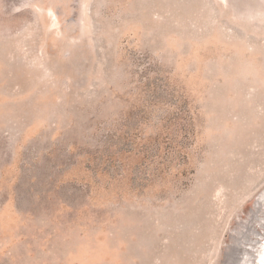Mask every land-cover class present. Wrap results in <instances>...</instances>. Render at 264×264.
<instances>
[{"label": "rangeland", "instance_id": "obj_1", "mask_svg": "<svg viewBox=\"0 0 264 264\" xmlns=\"http://www.w3.org/2000/svg\"><path fill=\"white\" fill-rule=\"evenodd\" d=\"M264 0H0V264H258Z\"/></svg>", "mask_w": 264, "mask_h": 264}, {"label": "bare ground", "instance_id": "obj_2", "mask_svg": "<svg viewBox=\"0 0 264 264\" xmlns=\"http://www.w3.org/2000/svg\"><path fill=\"white\" fill-rule=\"evenodd\" d=\"M257 258H258L257 261L258 264H264V252H261Z\"/></svg>", "mask_w": 264, "mask_h": 264}]
</instances>
